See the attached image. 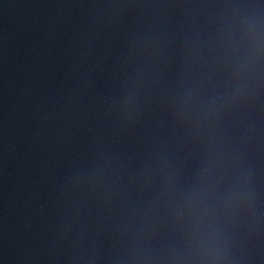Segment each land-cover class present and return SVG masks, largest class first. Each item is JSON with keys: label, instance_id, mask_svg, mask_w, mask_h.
I'll use <instances>...</instances> for the list:
<instances>
[{"label": "water", "instance_id": "obj_1", "mask_svg": "<svg viewBox=\"0 0 264 264\" xmlns=\"http://www.w3.org/2000/svg\"><path fill=\"white\" fill-rule=\"evenodd\" d=\"M0 264H264V0H0Z\"/></svg>", "mask_w": 264, "mask_h": 264}]
</instances>
